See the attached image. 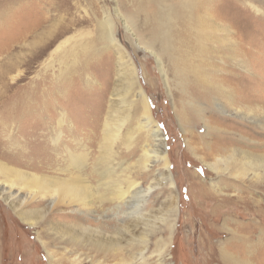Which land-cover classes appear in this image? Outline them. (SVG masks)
Here are the masks:
<instances>
[{
  "label": "rangeland",
  "instance_id": "rangeland-1",
  "mask_svg": "<svg viewBox=\"0 0 264 264\" xmlns=\"http://www.w3.org/2000/svg\"><path fill=\"white\" fill-rule=\"evenodd\" d=\"M248 1L233 3L224 0L218 10L224 4V20L229 27L233 30L239 28V36L245 44L252 42L258 46L255 45L256 66L251 69L261 80L257 87L261 92L264 88V3L258 4L263 11L257 12ZM129 2L124 8L119 5L120 0H0V74L4 72V80L0 78V92L6 97L3 96L0 101V120L5 123L4 127V123L0 125V160L38 175H59L56 169L60 166L64 168V146L75 148L76 141H80L82 147L79 150L84 149L89 155L87 172L93 173L94 162L101 153L99 146L103 140L104 122L113 96L119 113L118 100L121 93L115 96V88L125 85V78L118 76L117 49L106 43L100 35L99 21L107 12L115 39L126 46L125 51L136 62L138 82L147 93L152 117L161 130V148L168 154L172 189L178 197L177 220L171 234L161 219L165 217L163 214L170 192L165 182L148 195L142 209L146 215L139 220L131 218L130 225L134 228L135 237L148 240L145 251L147 263L155 264L153 251L157 245L161 246L170 238L163 264H224L220 250L225 247L228 249L224 241L230 239L232 232L237 234L239 223L253 225L252 240L257 241L260 234L264 236V204L256 217L249 207L236 209V219L229 215L221 217L220 211L218 218L213 219L211 210L214 201L204 200L201 196H198L199 199L194 198V188L189 186L192 180L190 172H199L208 183L215 180L216 175L200 161L198 150L193 153L187 148L185 134L188 131L181 125L174 110V104L177 105L175 94L180 89L174 84L172 76H168L169 88L166 86L155 57L141 43L143 38L136 25L143 16L138 15L132 20L130 16L136 14L135 3L131 0ZM125 19L130 21L129 24L133 21L131 31H127L123 25ZM84 56L85 59H82ZM75 57L79 59L75 63L77 68L68 76H61L66 64L75 62ZM11 65L14 68L7 70ZM144 72L148 74V81L143 76ZM248 76H241L244 83L242 88L249 85ZM131 95L135 98L134 92ZM206 112L207 115L212 113L220 117V124L230 128L231 132H240L244 136L264 141L263 131L251 126L254 124L246 120L242 121L244 124H237L238 120L232 116L231 119L221 120L229 112L218 114L217 107L213 105L207 106ZM196 124L192 131L203 133V122ZM59 132L60 138L56 139ZM122 132L125 133L124 130ZM140 135H136L135 142L129 148L119 140L113 148L115 161L120 164L116 168V173H119L117 177L128 175L141 184L140 188L145 189L153 181L154 175L157 176L163 168L161 164L152 161L147 164L146 170L140 168L138 161L145 143ZM249 192L247 197L264 203V184L252 187ZM116 205V202H106L102 216L101 211L100 215L96 211L87 216L65 212L61 220L64 223H83L94 227L109 221V226L115 228L119 225L122 209L130 211L126 206L120 209ZM32 206L39 208L41 205H29V208ZM54 217L51 216V220ZM250 219H254V222ZM38 229L39 237L36 228L23 224L0 199V264H74V259L79 258V245L75 247L59 239L49 231L48 226ZM136 245L134 243L121 255L107 259L102 252L90 250L88 255L92 261L86 259L85 263L97 264L99 261L101 264H119L132 261V264H142L137 255L139 247ZM45 249L51 253L50 256ZM258 252L261 255L259 263L264 264V250ZM256 256L258 254L254 251L253 259Z\"/></svg>",
  "mask_w": 264,
  "mask_h": 264
},
{
  "label": "bare ground",
  "instance_id": "bare-ground-1",
  "mask_svg": "<svg viewBox=\"0 0 264 264\" xmlns=\"http://www.w3.org/2000/svg\"><path fill=\"white\" fill-rule=\"evenodd\" d=\"M129 1L120 0L119 5L125 8ZM131 1L135 3L136 14L132 13L130 18L134 20L138 15L143 16L136 25L143 38L142 45L155 57L166 86L169 88L168 76H172L174 84L180 89V92L175 94L177 105L174 104V110L181 125L188 131L185 134L187 148L193 153L198 150L200 161L216 175V179L208 183L199 172H190L192 180L189 186L191 189L194 188V198L199 199L198 196H201L204 200L214 201L211 210L213 219L220 215L218 211L221 212V217L229 215L230 218L236 219L234 218L237 215L236 209L249 207L253 209L256 217L264 203L247 197V194L252 187L264 184V141L244 136L240 132H231L230 128L220 124V117L212 113L207 115L206 112L207 106H216L218 114L229 112L227 117L221 120L236 118L237 124L246 120L254 124L252 127H257L264 133V88L261 92L257 90L261 80H258V74L251 69L256 66V44L247 42L246 45L239 36V28L233 30L229 27L224 20V4L221 6L222 9L218 10L224 0ZM231 1L239 3L241 0ZM248 2L255 11H263L258 4L264 3V0ZM106 13L99 21L100 35L106 43L117 49L118 76L125 78V85L115 88V96L121 93L118 100L119 113L115 108L116 99L113 96L104 122L103 140L99 146L101 153L94 162L93 173L87 172L89 155L83 151L84 149L79 150L82 147L80 141H76L75 148L64 146L66 154L62 161L64 168L60 166L56 169L59 175H38L0 160V199L23 224L36 228L37 237L40 234L38 228L48 226L49 231L59 239L75 247L79 245L80 253L77 255L79 258L74 259V264H84L86 259L88 262L92 261L88 255L90 250L102 252L103 257L107 259L121 255L134 243L139 247L137 255L142 264H148V257H145L148 240L144 237L138 240L135 237L134 228L132 229L130 225L131 218L139 220L146 215L142 213V209L148 195L155 187L165 182L169 185L170 192L163 214L165 217L161 219L171 234L177 220L178 197L172 189L173 180L169 170L168 154L161 148L163 146L161 130L152 117L147 93L138 82L136 62L131 60V56L125 51L126 46L119 44L115 39L111 18ZM129 23L130 21L124 20L123 25L127 31H131L134 25L133 21ZM138 38L140 39L139 36ZM78 60V57H75V62L66 64L61 76L64 74L68 76L72 70L74 71ZM12 68L14 66L11 65L7 70ZM2 73L0 78H3V81L4 72ZM144 73L143 76L148 81V74ZM246 75L249 85L242 88L244 83L241 76ZM133 92L135 98L131 95ZM3 96L0 92V101ZM0 122V125L4 123L3 120ZM197 122H203V133L192 131ZM139 133L145 142L143 154L141 153L138 161L140 168L146 170L150 161L161 164L163 168L161 172L158 171L157 176L154 175L153 181H150L145 189L140 188L141 184L136 183L128 175L117 177L119 173H116V168L120 164L115 161L113 148L118 140L129 148ZM233 135L235 136L232 137ZM55 138H60V132ZM92 174L99 178H94ZM106 202H116V207L121 209L126 206L130 210L122 209L121 217L118 219L119 225L115 228L109 226V221H106L105 225L94 227L83 223H64L61 220L65 212L87 216L91 212L97 211L99 214L101 211L102 216L103 205ZM33 204L42 207L29 208V205ZM131 204H134L133 207ZM199 205L202 206V203ZM51 216H55L54 219L51 220ZM250 220L254 222V219ZM237 228L240 232L237 234L232 232L230 239L224 241L226 245L228 244V249L225 247L220 250L222 261L224 264H260L261 255L258 251L264 250L262 243L264 236L259 233L257 241L252 240L253 225L239 223ZM169 239L164 243L159 239L163 244L157 245V249L153 251L156 257L155 264L164 263ZM257 243L260 244L258 247ZM45 251L47 255H51L46 249ZM254 251L258 254L256 259L252 257ZM97 264L101 262L98 261ZM119 264H132V261Z\"/></svg>",
  "mask_w": 264,
  "mask_h": 264
}]
</instances>
